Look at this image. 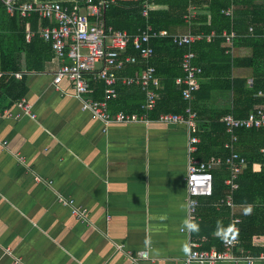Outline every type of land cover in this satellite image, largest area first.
I'll return each instance as SVG.
<instances>
[{
  "label": "crops",
  "instance_id": "obj_1",
  "mask_svg": "<svg viewBox=\"0 0 264 264\" xmlns=\"http://www.w3.org/2000/svg\"><path fill=\"white\" fill-rule=\"evenodd\" d=\"M44 1L48 2L28 0L34 4ZM53 1L70 6L76 0ZM205 10L206 23L211 26V12ZM199 12L197 9L196 19ZM236 19V24L231 20V29L242 36L232 47L222 45L230 61L218 51L209 54V62L204 64L211 74L200 79L202 88L192 102L201 138L195 156L201 160L218 157L223 147L227 149L230 137L219 127L222 118L235 109V100L248 97L253 80L264 76V66L255 68L248 61L255 54L262 57L264 50H256L246 39L242 16ZM42 23L40 19L38 29ZM186 25H173L171 31L186 34L191 31ZM9 28L0 35L9 33ZM27 32H33L29 22L25 36ZM205 48L208 53L211 47ZM205 48L195 51L198 57ZM162 53L155 63L157 68L164 64L169 71L175 52ZM28 54L20 55V71H4L0 66L4 74L0 79V111L20 114L18 103L26 101L36 115L35 119L23 114L15 119L0 117V264H184L192 249H222V237L231 220L241 221V216L252 214L253 206L234 204L231 211L224 206V199L203 198L198 219L188 223L187 127L161 123L158 115H151L147 123L105 125L82 111L69 80L60 84V90L54 88V74L61 65L54 54L44 62L42 71L27 68ZM14 73H21V78ZM157 76L160 100L161 77ZM242 79L246 84H238L236 91L234 81ZM21 84L27 92L17 96L15 85ZM101 86L88 96L101 99ZM120 88L118 99L110 104L112 113L121 108L131 111L145 102L140 88ZM174 107L183 111L178 104ZM253 170L260 172L261 164L255 163ZM215 204L221 205L216 208ZM74 208L87 209V219L74 216ZM245 248L252 256L264 253V236L254 237L251 247L239 244L236 253L242 255ZM146 250L148 259L130 258Z\"/></svg>",
  "mask_w": 264,
  "mask_h": 264
},
{
  "label": "built area",
  "instance_id": "obj_2",
  "mask_svg": "<svg viewBox=\"0 0 264 264\" xmlns=\"http://www.w3.org/2000/svg\"><path fill=\"white\" fill-rule=\"evenodd\" d=\"M115 0H76L70 6L59 1L43 2L34 4L27 0H2L7 12L14 16L16 13L21 17H29L37 13L41 21H47V25H41L37 32H27L28 42L38 36L44 42H50L52 51L57 60L61 62L54 74L53 85L56 90H60V84L64 80H69L74 89V96L81 102V109L91 113L94 118L100 120L105 125L112 123H147L151 121V113L156 109L159 100L157 92L160 87V79L157 71L150 64V59L154 56V49L150 45L151 39L157 37H171L173 43L180 48L186 49L181 62L183 76L176 79V83L182 86V98L185 102L183 113H161L157 121L166 124H184L188 130V168H187V217L188 223L197 220L199 209L203 198H211L214 194L213 172L216 169L225 167L229 172L224 181L228 191L223 203L233 211V193L238 189L236 180L247 168L246 159L237 152L236 147L241 143L236 131L238 129L264 128V104L257 106L244 118H237L232 113L224 115L222 123L226 127V132L230 137L225 147L229 149V154L223 157H211L208 160H201L195 156L199 150L200 125L198 114L192 106L195 93L200 87V79L203 69L196 64L197 53L193 49L200 41H211L217 37L216 34L192 33L170 35L167 31L153 32L151 27L147 30L130 35L126 31L115 30L107 25L105 21V11ZM260 2L264 0H259ZM143 15H148L150 6L144 4ZM235 6L231 4L223 9L222 13L234 19ZM197 17V9L190 5L184 19L190 26ZM263 33L260 37L264 40ZM255 35V27L249 28L247 36ZM233 28L224 31L220 37L225 39V43L233 46L236 39L241 37ZM129 45L139 53L127 55ZM98 65L100 66L98 68ZM142 65L140 71L133 75H126L125 71L129 66ZM16 78H21V73H14ZM4 74L0 72V79ZM91 76L93 79L104 83L105 89L101 99H94L88 95L93 92L91 86ZM118 85L126 87H138L145 93V102L141 105L139 112L117 111L112 113L110 104L119 97ZM257 97L264 99V90L257 93ZM21 109L20 114H12L9 110L0 111V117L19 118L28 115L35 119L31 105L22 101L18 103ZM264 151V150H263ZM20 161L23 157L18 156ZM39 179V178H38ZM63 203L68 204L67 201ZM221 204H215L219 208ZM72 214L78 219H87V209H72ZM240 219L233 218L229 228L222 237V249H192L184 259V264H216L218 262H247L249 264L257 261H264V253L256 256L249 254L245 248L242 255H238L236 250L240 244L238 230ZM185 230H182L184 232ZM196 247V245H193ZM122 246H118L121 249ZM130 258L134 261L148 259L149 252L140 251L136 257Z\"/></svg>",
  "mask_w": 264,
  "mask_h": 264
},
{
  "label": "trees",
  "instance_id": "obj_3",
  "mask_svg": "<svg viewBox=\"0 0 264 264\" xmlns=\"http://www.w3.org/2000/svg\"><path fill=\"white\" fill-rule=\"evenodd\" d=\"M47 1L52 2L53 0ZM144 4L151 6L148 9L147 16L143 15L145 9ZM192 4L195 5L196 9L200 12L198 13V18L194 19L190 25L191 32H203L209 35L212 31H215L217 35L216 38L209 41V44L203 40L194 46L195 51L199 48H205L206 45L211 47L208 53L205 48L204 53L201 52V56L198 57L197 55L196 58V64L200 65L203 69L202 77L211 74L209 73V68L204 63L206 61L209 62L208 57L212 51H218L219 54L226 56L224 59L225 61H230V57H227L229 55L226 54V49L222 47L225 43V39L220 36L223 31H230L231 26H233L231 19L222 13V10L228 8L231 4L234 6L236 5L234 19L232 20L233 23L236 24L235 17H237L236 20H238V17L242 16L240 24L242 26L243 24L245 25V32H247V34L249 33V28L251 26L255 27V35L247 36L246 39L248 38L251 41L252 46L255 47L256 50H264V40L260 37L263 33L261 27L264 24V1L259 2V0H115L105 11V21L107 25L112 26L115 30L126 31L130 35H137L138 33L147 30L148 27H151L153 32L159 33L160 31H167L170 35H174L175 33H172L171 31L173 25L187 26L184 15L187 14L188 8ZM205 8L207 9V12H211V26H208L206 23L208 15ZM20 17L21 16L17 13L14 16H11L7 12L3 2L0 0V33L4 28L7 29L8 26L10 27L8 29V31H10L9 33L6 35H0V66L4 71H20V66H18L19 58L20 55L25 52L29 53L27 68L29 70L42 71L44 68V62L48 61L53 55L51 43L44 42L39 39L37 35L27 43L25 25L29 22L31 24V30L37 32L38 27L36 25L40 21V17L37 13H33L28 18L21 19ZM19 21L20 25L18 24ZM42 22V25L44 26L48 24L47 21ZM216 25L219 26L218 29H216ZM150 45L154 49V58H151L153 59V63H151L150 59V64L156 67L157 75L161 77L162 86L160 92L162 99L158 100L156 109L151 113L152 118H156L157 115L159 116L161 111L178 114L177 112H181L182 110L180 111L176 107L173 108V106L178 104L179 108L184 110L185 102L182 98V86L176 83V79L183 75L181 62L186 49L180 48L174 44L171 37L153 38L151 39ZM170 50L175 52L174 56L176 57V60L174 65H171L169 71V68L164 64L161 67L162 69L157 68V64L155 63L157 56L162 55L163 51L169 52ZM126 54L139 56V53L132 45H129ZM260 57L261 56L255 54V56L248 61L253 67L260 68V66H264V55L261 57L262 59H259ZM142 68H144L142 65L129 66L125 71V74L133 75L136 71H140ZM162 74L164 75L162 76ZM90 84L93 87V92L96 86L102 85L100 90L104 94L103 91L105 85L103 82L93 79L91 76ZM238 84L243 87L246 84V80L242 79L234 81L236 91ZM202 85L203 84L200 83V87L195 94L199 93ZM228 85H231V81H229ZM15 90L18 91L16 93L17 96H22L27 92V88L23 86V84L15 85ZM118 90L119 93H121L122 90L120 85H118ZM260 90H264V76L255 78L247 92L244 88V92L248 93V97L243 100H235V109L230 112H232L237 118H244L257 106L264 104V99L257 97V93ZM96 93V97H99L100 94ZM142 104H139L137 108L128 112H139ZM119 110L125 111L124 108ZM181 113H183V111ZM221 126L224 135H226L225 125H219V127ZM236 133L243 144L236 150L246 159L247 168L236 180L238 189L233 193V202L237 206H253L254 208L252 214L241 216V221L238 224L240 246L251 247L254 237L264 236V128L238 129ZM228 150L223 147V154H218V157L224 158L227 156L229 154ZM255 163L261 164L260 172H255L253 170ZM228 173L229 172L225 167L213 172L214 194L211 197L212 200L217 201L219 199H224L226 195L225 192L228 191V187L224 184V181L229 175ZM224 206L226 205L224 204Z\"/></svg>",
  "mask_w": 264,
  "mask_h": 264
},
{
  "label": "water",
  "instance_id": "obj_4",
  "mask_svg": "<svg viewBox=\"0 0 264 264\" xmlns=\"http://www.w3.org/2000/svg\"><path fill=\"white\" fill-rule=\"evenodd\" d=\"M118 1H140V0H118Z\"/></svg>",
  "mask_w": 264,
  "mask_h": 264
}]
</instances>
